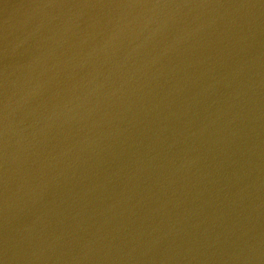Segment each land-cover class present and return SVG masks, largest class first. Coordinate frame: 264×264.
<instances>
[{"label": "water", "instance_id": "water-1", "mask_svg": "<svg viewBox=\"0 0 264 264\" xmlns=\"http://www.w3.org/2000/svg\"><path fill=\"white\" fill-rule=\"evenodd\" d=\"M0 264H264V0H0Z\"/></svg>", "mask_w": 264, "mask_h": 264}]
</instances>
